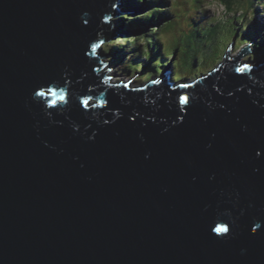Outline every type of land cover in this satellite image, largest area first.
Masks as SVG:
<instances>
[{
	"label": "water",
	"instance_id": "1",
	"mask_svg": "<svg viewBox=\"0 0 264 264\" xmlns=\"http://www.w3.org/2000/svg\"><path fill=\"white\" fill-rule=\"evenodd\" d=\"M117 3L0 0V264H264V68L104 87Z\"/></svg>",
	"mask_w": 264,
	"mask_h": 264
},
{
	"label": "trees",
	"instance_id": "2",
	"mask_svg": "<svg viewBox=\"0 0 264 264\" xmlns=\"http://www.w3.org/2000/svg\"><path fill=\"white\" fill-rule=\"evenodd\" d=\"M165 1H170V0H165ZM186 1H188V0H186ZM173 4H174V6L175 7H178L176 4H181V5H183L184 4V0H173ZM177 2V3H176ZM130 3V0L128 1V3L127 4H129ZM161 3L163 4L164 2L163 1H161ZM176 3V4H175ZM183 11V10H182ZM181 11V12H182ZM180 12V13H181ZM151 16H153V15H151ZM122 20V19H121ZM123 21V20H122ZM188 25V23H187V20H183L181 23H180V26H187ZM170 27V26H169ZM161 31V32H160ZM159 31V33L157 34V35H153V37H152V48L155 50V53L157 54V55H165V52L167 51V49L169 50L170 48H169V45H170V43H179L180 42V45H181V43H182V38H184V36L181 34V35H178L177 33H174V35H173V33H172V31H168V29H167V27H166V25L165 26H163L162 27V29ZM122 32V31H121ZM120 32V33H121ZM138 38L136 39V40H140L141 42H145V46L147 47L148 46V37H147V35L146 34H138ZM179 36V37H178ZM248 41H251L252 42V40L250 39V38H248V37H245ZM136 40L135 39H133L132 41V46L134 47H136ZM124 41V40H123ZM124 43H127V41L125 40L124 41ZM166 44V45H165ZM173 45V44H172ZM133 47H128V48H133ZM162 47V49H163V51L162 52H158V49L159 48H161ZM119 48V47H118ZM119 49H121V48H119ZM186 48H184V49H182V50H185ZM172 52V51H171ZM223 52V51H222ZM221 52V53H222ZM212 55H214V54H212ZM118 56H121L122 58H125L127 61H126V63H129V65L131 66V68L137 63V60L136 59H133V58H130V57H127L126 55H125V53H124V51H122L120 54H118ZM207 56H208V54H207ZM208 59H205V61H207ZM216 60H217V57L215 58V60L213 61V63L209 66V67H215L216 65H217V63H216ZM187 62V60L185 59V62H183L182 61V64H180V65H182L181 67L182 68H184V70L185 71H193V70H191L192 68H191V64H188V63H186ZM123 67V66H122ZM125 67V66H124ZM154 73V72H153ZM123 75H125V76H129L128 75V73H125V74H123ZM150 82V81H149ZM149 82H147L146 84H148Z\"/></svg>",
	"mask_w": 264,
	"mask_h": 264
},
{
	"label": "rangeland",
	"instance_id": "3",
	"mask_svg": "<svg viewBox=\"0 0 264 264\" xmlns=\"http://www.w3.org/2000/svg\"><path fill=\"white\" fill-rule=\"evenodd\" d=\"M212 2H213L212 0L211 1L210 0H204L203 2L200 3V7L201 6H205V5H209V3H212ZM229 7H231V6H229ZM259 7L261 8V6H259ZM203 9L205 10V14H206L205 16L208 17V18L210 16H213V15H216V14H218L221 17H224L225 16L224 17V20H225V23L228 24V25L234 22V20H232V21H228V20L233 19L234 17H236L234 14L230 13L229 8L226 9L225 7H222L219 3H212L211 8L205 7ZM142 15H144V14H142ZM156 15L159 16V14H156ZM122 17H124V16L121 15V16H119L116 19H119V21H120V19ZM118 27L122 28V24L120 22H119ZM117 30H118V28H116L115 21H114L113 26H112V31L110 33H108V35H112V33H114ZM225 32H227L228 34L230 33L228 28L225 29ZM132 34L136 35L137 33H132ZM118 40H119V37L116 38V41H118ZM112 41L116 44V41L115 40H111L110 43ZM115 44H109V45H106V46H104V47H102L100 49L103 50V51H106V53H109V50H111L112 48H118ZM117 50L123 51L122 49H117ZM219 50H221V48H219ZM97 55H99L100 57H102L100 52H98ZM114 59H115V57H113L112 59L111 58H108L107 59V62H108L109 65H107L106 67H104L103 71H109L108 74H115V73H117V70L115 69L116 68V65L114 64L115 63L114 62ZM218 60H219V56L217 57V61ZM207 68L210 69L209 66ZM143 70H144V67L141 68V71H143ZM148 74H150V73H146L144 75V77H146V75H148ZM130 77H132V76H126L125 77V75H123V74L121 76L122 80H124V81L129 80ZM140 79H142V78L132 79V82H134L137 86H141L143 84L145 85L147 82H149L148 79H145L143 81H140ZM117 80H118V78H114V82L117 81Z\"/></svg>",
	"mask_w": 264,
	"mask_h": 264
},
{
	"label": "bare ground",
	"instance_id": "4",
	"mask_svg": "<svg viewBox=\"0 0 264 264\" xmlns=\"http://www.w3.org/2000/svg\"><path fill=\"white\" fill-rule=\"evenodd\" d=\"M262 7V6H261ZM117 49H119V48H112L111 50H109V53H107V56L106 55H104V54H102L101 56L102 57H98L99 59H100V61H103V62H106V63H108L107 62V59L108 58H113V57H115V59H114V62H116V60L117 59H123L121 56H118V54H120L122 51H119V50H117ZM104 67H106V66H104ZM104 69V68H103ZM103 69L102 70H100L101 72L103 71ZM104 72H106V71H103V73ZM108 74V73H107ZM115 75V74H114ZM126 77V76H125ZM132 79H135L134 77H130V79L129 80H127V81H132ZM150 84V82L148 83V84H143V85H141L140 87H147L148 85ZM86 108H89L90 106H85Z\"/></svg>",
	"mask_w": 264,
	"mask_h": 264
},
{
	"label": "snow or ice",
	"instance_id": "5",
	"mask_svg": "<svg viewBox=\"0 0 264 264\" xmlns=\"http://www.w3.org/2000/svg\"><path fill=\"white\" fill-rule=\"evenodd\" d=\"M93 51H95V47L93 48ZM237 71H238V72H243V71H244V68L237 69ZM109 79H110V78H109ZM153 83H160V81H158V80H154ZM125 87H127V85H125ZM180 87H186V85H180ZM49 91H51V90H49ZM36 94H37L38 96H41V97H43V96L45 95L44 92H38V93H36ZM52 94L55 95L54 92H53ZM61 96H63V93H61ZM186 99H187L186 97H181V103H185V102H186ZM83 103H84L85 105H87V104H88V101L85 100ZM224 231H226L225 228H217V229H216V232H217V233H222V232H224Z\"/></svg>",
	"mask_w": 264,
	"mask_h": 264
}]
</instances>
